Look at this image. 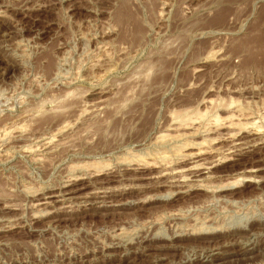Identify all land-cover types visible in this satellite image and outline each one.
I'll return each instance as SVG.
<instances>
[{"label":"rangeland","instance_id":"1","mask_svg":"<svg viewBox=\"0 0 264 264\" xmlns=\"http://www.w3.org/2000/svg\"><path fill=\"white\" fill-rule=\"evenodd\" d=\"M260 115L264 0H0V264H264Z\"/></svg>","mask_w":264,"mask_h":264},{"label":"bare ground","instance_id":"2","mask_svg":"<svg viewBox=\"0 0 264 264\" xmlns=\"http://www.w3.org/2000/svg\"><path fill=\"white\" fill-rule=\"evenodd\" d=\"M98 77V76H97ZM66 99V98H65ZM57 104V103H56ZM62 104V103H61ZM58 105H56V107H57ZM55 107V106H54ZM61 107V106H60ZM65 107V106H64ZM49 109V108H48ZM52 109V108H51ZM53 110V109H52ZM61 110V109H60ZM56 111V110H55ZM59 111V110H58ZM48 112V111H47ZM207 112H208V110H207ZM26 113V112H25ZM199 113V112H198ZM36 114V113H35ZM80 114V113H79ZM199 116H200V118L202 117L203 118V120H205L204 118L206 117V114H198ZM198 116V117H199ZM197 117V116H196ZM216 117V116H215ZM253 117V116H252ZM195 118V117H194ZM199 118V119H200ZM201 118V119H202ZM260 119L261 118H263L264 119V115L263 116H261L260 115V117H259ZM173 119V118H172ZM179 119V118H178ZM176 120V119H175ZM174 120V121H175ZM180 120H183V119H180ZM179 120V124H181L182 123V121H180ZM185 120V119H184ZM183 120V122H185ZM257 120V119H256ZM17 121V120H16ZM189 121V120H188ZM263 121V120H262ZM201 122V121H200ZM264 122V121H263ZM66 123H67V121H66ZM175 123H176V121H175ZM186 123V122H185ZM190 123H192V122H190ZM13 124V123H12ZM183 124V123H182ZM181 124V125H182ZM24 125V124H23ZM178 125V124H177ZM188 125V124H187ZM190 125V124H189ZM200 126H201V124H199ZM206 125V124H205ZM13 126V125H12ZM68 126H70V125H68V123L67 124H65V122L63 123H61V126L58 128V131H62L64 128H66V127H68ZM175 126V125H174ZM191 126V125H190ZM200 126H198V128H196V129H194L193 128V132L195 131V133H199L198 131H199V128H200ZM261 126V125H260ZM260 126H258V125H254L253 126V132H254V134H257L260 130H259V127ZM14 127V126H13ZM172 127V126H171ZM196 127V126H195ZM206 128L208 127V126H205ZM204 127V128H205ZM4 128H6V127H4ZM12 128V127H11ZM205 128V129H206ZM208 128H210V127H208ZM241 128V127H240ZM9 129V128H8ZM16 129V128H15ZM17 129H20L19 127H17ZM204 129V130H205ZM211 130V129H210ZM1 131V130H0ZM206 131V130H205ZM251 131V132H252ZM13 132V131H12ZM21 132H22V130H21ZM203 132V131H202ZM56 133V132H55ZM58 133V132H57ZM183 133H185V132H183ZM194 133V134H195ZM234 133V132H233ZM23 134V133H22ZM187 134V133H186ZM190 134V133H189ZM11 135V132L9 131V130H5V132H2V136H3V139H5L6 138V140H7V138L9 137ZM53 135V134H52ZM55 135V134H54ZM183 135V134H182ZM162 136V135H161ZM164 136V135H163ZM166 136V135H165ZM164 136V137H165ZM176 136V135H175ZM185 136V135H184ZM55 137V136H54ZM158 137V136H157ZM190 137V136H189ZM2 138V137H1ZM162 138V137H161ZM181 138V137H180ZM259 138V137H258ZM2 139V140H3ZM38 139H39V137H38ZM159 139V138H158ZM175 139V138H174ZM231 139V138H230ZM1 140V139H0ZM10 140V139H9ZM8 140V141H9ZM162 140V139H161ZM184 140H187V139H184ZM52 141H53V136H51V137H48V138H46L45 140H44V143L42 144V146H44L43 148H45V150H48V149H52V146H50L51 144H53L52 143ZM162 141H164V140H162ZM166 141V140H165ZM170 141H171V139H170ZM232 142V141H231ZM240 142V141H239ZM60 143V142H59ZM165 143V142H164ZM169 143V142H168ZM236 143H238L237 141H236ZM241 143V142H240ZM239 143V145H236V147H237V149L239 148H241L242 146H241V144ZM38 144V143H37ZM56 144V143H55ZM58 144V143H57ZM231 144V143H230ZM233 144H234V141H233ZM246 144V143H245ZM29 145H31V144H29ZM171 145V144H170ZM174 145V144H173ZM188 145V142L186 141V142H184V143H182L181 145L179 144V145H176V143H175V146H174V148H173V150L176 152V150H177V153H174V154H176V155H179V152H181V154H180V156H186V157H189V156H192V157H194V156H198L201 152H200V150L199 151H197V152H193V153H188V152H186V151H184V149H185V147ZM28 146V145H27ZM32 146V145H31ZM30 146V147H31ZM57 146V145H56ZM161 146V145H160ZM54 147H55V145H54ZM170 147V146H169ZM235 146H233V148H234ZM236 147H235V149H236ZM5 148V147H4ZM32 148V147H31ZM39 148V147H38ZM162 148V147H161ZM172 148V147H171ZM18 149V148H17ZM217 149V148H216ZM230 149L232 150V151H234L231 147H230ZM236 149V150H237ZM31 149H28L27 151L29 152ZM34 150V149H33ZM186 150V149H185ZM212 150H214V151H216L215 150V148H213ZM218 150V149H217ZM230 150V151H231ZM206 151V150H205ZM219 151V150H218ZM31 152V151H30ZM35 152V151H34ZM203 152V151H202ZM207 152V151H206ZM210 152V151H209ZM225 152V151H224ZM24 153V152H23ZM160 153V152H159ZM212 153H213V151H212ZM217 153V152H216ZM219 153V152H218ZM133 154V153H132ZM224 154V153H223ZM227 153H225V155H226ZM33 155V154H32ZM161 155V154H160ZM164 155V154H163ZM220 154H218V156H219ZM228 156H230L229 155V153L227 154ZM232 155V154H231ZM158 156V155H157ZM162 156V155H161ZM165 156V155H164ZM168 156V155H167ZM170 157V156H169ZM165 157H162V159H164ZM220 158V157H219ZM224 158H226V157H223V159ZM229 159V158H228ZM35 160V159H34ZM120 160V159H119ZM143 161V160H142ZM217 161V160H216ZM224 161V160H223ZM206 162V161H205ZM213 162V161H212ZM211 162V163H212ZM97 163V162H96ZM164 163V162H163ZM167 163V162H166ZM93 164V163H92ZM201 164V163H200ZM210 164V163H209ZM80 165V164H79ZM195 165V164H194ZM159 166V165H158ZM196 166V165H195ZM202 166V165H201ZM85 167V166H84ZM97 167H98V165H97ZM197 167V166H196ZM203 170H204V178H209V177H211V166H203ZM104 169V168H103ZM199 169V168H198ZM97 171V170H96ZM196 171V170H195ZM96 174V173H95ZM198 175V174H197ZM170 176V175H169ZM195 177V176H194ZM173 179V178H172ZM201 179V178H200ZM207 180V179H206ZM67 181V180H66ZM70 182V181H69ZM196 182H201V181H197V179H196ZM208 183V182H207ZM180 184V183H179ZM197 184V183H196ZM206 184V183H205ZM205 184H202V183H199V186H205V188L206 187H210V186H208V185H205ZM66 185V184H65ZM195 185V184H194ZM198 185V184H197ZM219 186V185H218ZM223 186V185H222ZM190 187V186H189ZM195 187V186H194ZM93 189H91V191H89V192H85V193H83V198H89V197H91V198H103L104 196H105V193L106 192H104L103 191V189L102 190H100L99 188H97V187H92ZM199 188V187H198ZM207 189H209V188H207ZM211 189H212V187H211ZM222 189V188H221ZM70 190V189H69ZM74 191H63L62 193H60L58 196H59V202H61V203H65L66 202V200H69V198H71V197H68V196H66V195H70L71 193H73ZM169 194V193H168ZM174 194V193H173ZM58 196H56V197H58ZM78 196V195H77ZM81 197H82V195H80ZM79 196V197H80ZM43 201V200H42ZM42 201H37V202H35V205L36 206H38V205H42V204H46V205H48V203H50V201L49 200H47V199H44V201L42 202ZM97 201V200H96ZM66 203H68V202H66ZM65 203V204H66ZM43 206V205H42ZM63 206V205H62ZM66 207V206H65ZM119 234V233H118ZM117 237V236H116ZM124 238V237H123ZM125 239V238H124Z\"/></svg>","mask_w":264,"mask_h":264}]
</instances>
